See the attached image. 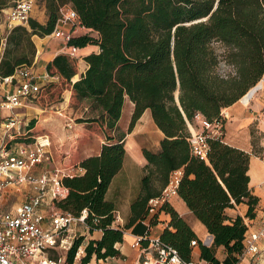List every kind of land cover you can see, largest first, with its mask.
Wrapping results in <instances>:
<instances>
[{
  "label": "trees",
  "instance_id": "obj_1",
  "mask_svg": "<svg viewBox=\"0 0 264 264\" xmlns=\"http://www.w3.org/2000/svg\"><path fill=\"white\" fill-rule=\"evenodd\" d=\"M41 1L47 16L44 24L29 18L26 26H15L3 37L0 78L12 76L20 66H31L36 53L32 37L51 35L64 5L75 11L81 27L90 30L71 37L68 46L98 47L97 53L83 58L86 69L74 82L77 58L66 52L55 56L46 66V74L54 81L42 86L35 97H52L58 88L55 81L67 82L71 102L62 115L68 112L77 124L97 126L105 141L97 154L85 155L75 164L82 174L62 180L68 195L55 203L74 217L86 210L88 231L102 232L100 240L87 242L80 264H89L92 258L98 262L119 256L116 244L123 241V231L113 227L115 206L105 194L125 156V134L117 124L126 100L133 104L128 133L148 110L163 139L158 152L142 150L147 165L123 230L145 220L152 228L164 213L170 220L160 240L173 246L182 259L191 260L190 242L195 240L200 260L236 264L246 226L242 217L229 218L226 210L243 203L248 207L245 218L255 217L258 199L249 189L250 155L208 140L207 162L195 158L187 142V125H193L197 115L207 121L219 119L222 110L237 103L259 82L264 72V0ZM5 7L0 0V10ZM41 117L40 121H29L27 133L46 136L52 155L58 144L67 147L73 141L74 137L69 141L65 134L73 122L64 126L61 117H55L56 121L49 120L50 114ZM67 155L69 158L70 151ZM179 169L183 174L177 195L212 236L210 247L201 243L169 203L156 215L148 214V201L160 195L169 175ZM83 241V236L73 240L66 264L74 263ZM220 247L222 261L215 255Z\"/></svg>",
  "mask_w": 264,
  "mask_h": 264
},
{
  "label": "built area",
  "instance_id": "obj_2",
  "mask_svg": "<svg viewBox=\"0 0 264 264\" xmlns=\"http://www.w3.org/2000/svg\"><path fill=\"white\" fill-rule=\"evenodd\" d=\"M33 7L34 0L16 1L6 13L7 30L15 26H26ZM62 26L68 27L71 31L64 33L60 28ZM77 28L90 32L79 25L77 14L69 5L60 7L51 36L60 39L63 42L62 50L73 57L77 56L78 48L68 46V42L72 37V31ZM48 78V75L40 76L35 73L31 66H20L15 69L12 76L0 78V85L7 86L0 95V107L8 112L2 123L3 135L0 138V264H65L61 256L57 255L54 258L51 254L57 252L59 248L66 252L70 249L76 237L77 225L88 229L85 223L86 210L81 211L78 217H74L55 205L68 195V189L64 187L62 180L80 175L82 170L52 168L34 175L31 169L45 161H51L48 138L39 136L27 144L16 142L22 122L15 111L25 108L28 102H32ZM263 90L264 72L259 82L239 102L246 107L254 95ZM250 93L252 94L246 102H242ZM227 118L222 110L217 120L207 121L197 115L194 120L196 124L187 125L190 133L187 142L193 157L207 162L208 140L225 143ZM261 162L264 164V156ZM182 174L181 169L172 172L160 195L148 201L150 217L156 215L162 205L170 203L178 196L177 188ZM259 186L264 191V181ZM19 187H26L29 190L25 200L7 210L3 209L1 203L3 195L18 190ZM48 204L50 206L47 208ZM261 214L256 224L251 219L244 221L246 231L236 264H264V207ZM115 222H118L117 215L114 216L113 224ZM151 230L152 228L148 226L145 234L135 238L132 247L136 249L137 259L133 264H207L199 258L189 261L182 259L173 246L163 243L159 235L153 234ZM190 246L197 248L198 244L192 240ZM78 254L79 249L76 256Z\"/></svg>",
  "mask_w": 264,
  "mask_h": 264
},
{
  "label": "crops",
  "instance_id": "obj_3",
  "mask_svg": "<svg viewBox=\"0 0 264 264\" xmlns=\"http://www.w3.org/2000/svg\"><path fill=\"white\" fill-rule=\"evenodd\" d=\"M34 19L38 23L44 24L47 20V16L43 12L38 18H34ZM60 28L64 33L71 31L66 26H62ZM7 31L3 35V32L0 29L1 42L3 41V37L6 35ZM86 33L87 32L85 30L81 28H77L72 31V37H77L80 35H84ZM32 41L35 45L36 53L33 62L31 64V69L40 76H45L47 75L46 74L47 64L50 63L55 56L64 53V51L62 50L63 42L60 39H56L51 35L45 36L43 38L33 36ZM97 52H98V47L92 45L91 46L89 45L83 49H78L77 58L83 64L82 66L83 70L80 72L79 76L82 73H84L86 69V65L83 61V58L90 53H97ZM1 56H2V49L0 50V59ZM79 76L78 77L76 76L72 81L74 82L78 80ZM52 81L54 80L48 78L46 80V83L43 84V86L47 85ZM4 88H7V86L4 87L0 85V95H2L3 93L2 91ZM251 94L252 93H250L249 96ZM246 98L247 97H245L244 99ZM238 103L241 105V103L238 101L234 105L223 110L228 117L225 123L224 141L225 144L238 148L251 155L250 153L251 146L249 144H246V142L242 140L241 138L242 136L240 135L238 136V134L233 133L234 132L233 129L240 130L239 133H243L245 130L244 126L249 125L250 124L249 122L252 120V116L248 117L245 115V111L241 107L243 105L239 106ZM66 105L67 103L64 104L63 109L66 107ZM257 107L259 108V105L257 104L253 105V108L256 110ZM29 108L31 107L27 105L23 109H29ZM19 110L15 112L18 116V119L22 122L25 120L24 116L26 114H30V112L27 113L18 112ZM132 112H133V104L128 100H126L122 109L121 117L117 124L119 131L125 134V137L123 138L125 156L123 159L121 170L113 177L108 187V190L105 194V199L114 204L115 211L118 216V222H115L113 224V227L122 229L123 231V241L121 243L116 244V249H118L119 251V256L113 259H108L107 261H98V262L95 261L94 258H92L89 264H133L137 259L136 249L132 247L133 242L137 236L145 234L148 227V221L145 220V221L136 222L128 229L123 230V226L127 223V220L130 216V205L139 192V182L144 174L145 166L147 165L142 150L146 149L154 153L158 152L160 149V141L163 139V135L153 123L150 112L148 110H146L142 114V116L138 119L131 132L128 133L127 129L131 119ZM7 115L8 112L5 110L3 111V115L2 116L0 115L1 116L0 138L3 135L2 123ZM49 118H52V116L50 115ZM193 130H196V128H193ZM262 146L264 148V145ZM95 154H97V152ZM82 173L83 172H80V174ZM133 175L135 176L134 179H132ZM248 176L250 179L249 189L251 191V194L258 199V203L255 209V217L251 219V221L256 224L259 221L260 217L262 216L261 209H263L264 207V191L263 188L259 186V184L262 181H264V164L261 162L259 158L250 157ZM136 178L138 180L137 181L138 187L134 189L133 188L134 180H136ZM12 193L13 191L7 192L3 195L1 201L2 207L3 205L4 206L7 205L8 202L7 200L10 198ZM169 204L176 210L179 216L190 226L196 237L201 242L207 243V247H210L213 242L212 236L207 233L205 227L187 209L183 201L177 196L173 198ZM16 205H18V203L17 204L13 203L11 204L10 208ZM247 208L248 207L246 204L241 203L240 205L236 206L234 209H227L226 215L229 218H235L236 216H240L246 222L250 220L245 218ZM169 220L170 218L168 215L164 213L160 214L158 217V223L152 227L151 230L152 233L160 235L161 232L166 228ZM75 231H76V235L84 236V241L82 243L83 249L81 250L82 246H80L79 255H77V259H80L84 255L83 250L87 242L90 240H94V241L100 240L102 236V232L100 230L89 232L88 229H85L84 227H77ZM215 253H216V258L222 261L224 258L222 248L220 247L215 249ZM198 258H199V249L198 247L193 248V251L191 253V259L196 260Z\"/></svg>",
  "mask_w": 264,
  "mask_h": 264
},
{
  "label": "rangeland",
  "instance_id": "obj_4",
  "mask_svg": "<svg viewBox=\"0 0 264 264\" xmlns=\"http://www.w3.org/2000/svg\"><path fill=\"white\" fill-rule=\"evenodd\" d=\"M6 7L4 9L0 10V29L3 32V35L7 31V11L8 9L15 4L16 1L12 0H1ZM18 1V0H17ZM45 13L46 15V10L44 6V2L41 0H34V7L31 13V18H38L42 13ZM4 46V40L1 42L0 41V50H3ZM65 52V51H64ZM77 58V56H74ZM83 64L80 62V60L77 58V77L79 76L80 72L83 70ZM225 69L224 66H221V71ZM56 85H58V88L56 91L54 90V94L52 97L49 96H39L32 102H28V105L31 107L29 109H22L19 110L18 112H30V114H26L24 116L25 120L22 121V126L20 130V135L16 137V142L17 143H32L34 141V138L30 133H27V124L29 123L30 120L35 119L36 121L41 120L42 115H51L52 118L49 120L55 121L54 117H61L64 120V126L65 122L71 121L75 125L71 130H68L65 128V134L68 137L67 139L69 140L70 137H76L77 139L75 140L73 138V141L69 140L70 142L67 144L59 145L56 147L58 148L55 150L53 155L51 154V161L50 162H43L38 166H35L33 169H31L32 174L34 175H39L42 174L46 170H51L52 168H59V167H66V168H78L75 166L76 163H78L86 154H95L98 152L101 142H105L104 138L100 134V132L97 129V126L95 125H86V124H77L75 123V120L72 118L68 112H66V115H62L63 113V107L65 103H70V86L68 85L67 82L65 81H58L56 82ZM58 92L60 94L58 95ZM249 96V95H248ZM248 96L246 99H248ZM246 99L243 100L242 102H246ZM259 105V108L257 107V110L253 108V105ZM239 106H241L238 103ZM243 110L245 111L246 116H252V120L249 122V125L244 126V132L239 133L240 130L233 129L234 134H238V136H242V140L246 142V144H249L251 146V155L249 157H256L262 160L264 156V148L262 143H264V90L261 92H257V94L254 95L253 100L249 103L248 106L243 107ZM3 109L0 107V115H3ZM253 114V115H251ZM0 116V117H1ZM257 116V117H255ZM257 120H256V119ZM48 120V121H49ZM226 123V122H225ZM195 121L193 122V126L195 125ZM36 126V125H35ZM74 130V131H73ZM76 130V131H75ZM76 132V133H75ZM1 133V132H0ZM62 135H60L61 137ZM235 136V137H238ZM33 137V138H32ZM39 137V136H38ZM54 137V136H53ZM52 139V137H51ZM63 141V140H62ZM64 142V141H63ZM56 143V142H55ZM58 143V142H57ZM64 146L67 148H64ZM70 151L69 158H67V154ZM66 153L62 154V153ZM51 153V152H50ZM135 176L133 175L134 179ZM134 180V189L138 187V182ZM139 187H140V182H139ZM29 193V190L25 187H19L18 190H14L10 198L7 200V205H3V209H9L11 204H19L22 201L25 200L26 194ZM2 201V198H1ZM49 203V202H47ZM47 208L50 206V204L46 205ZM8 207V208H6ZM115 215H117L115 213ZM77 227H82L80 225H77ZM80 237V235H76L75 238ZM84 237V236H83ZM202 244H207L205 242H201ZM82 246V245H81ZM83 249V246L81 250ZM57 252H54L51 254V257H56L57 255L61 256L65 260L66 257V251L62 248H59L56 250ZM84 254V250H83ZM224 254V251H223ZM216 255V253H215ZM77 256H75L76 258ZM83 257V256H82ZM81 257V258H82ZM74 258V264H80V259H75ZM195 258V257H194ZM66 264V263H65Z\"/></svg>",
  "mask_w": 264,
  "mask_h": 264
},
{
  "label": "water",
  "instance_id": "obj_5",
  "mask_svg": "<svg viewBox=\"0 0 264 264\" xmlns=\"http://www.w3.org/2000/svg\"><path fill=\"white\" fill-rule=\"evenodd\" d=\"M176 102H177V104H178V99H177V97H176ZM203 245L207 247V244H203Z\"/></svg>",
  "mask_w": 264,
  "mask_h": 264
},
{
  "label": "bare ground",
  "instance_id": "obj_6",
  "mask_svg": "<svg viewBox=\"0 0 264 264\" xmlns=\"http://www.w3.org/2000/svg\"><path fill=\"white\" fill-rule=\"evenodd\" d=\"M245 100V99H244ZM247 100V99H246ZM79 255V254H78Z\"/></svg>",
  "mask_w": 264,
  "mask_h": 264
}]
</instances>
